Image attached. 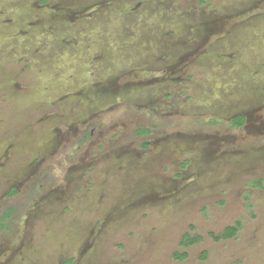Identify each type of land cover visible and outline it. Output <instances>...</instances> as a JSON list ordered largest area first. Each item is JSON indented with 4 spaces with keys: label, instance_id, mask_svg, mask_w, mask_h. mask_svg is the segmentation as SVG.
Masks as SVG:
<instances>
[{
    "label": "rangeland",
    "instance_id": "obj_1",
    "mask_svg": "<svg viewBox=\"0 0 264 264\" xmlns=\"http://www.w3.org/2000/svg\"><path fill=\"white\" fill-rule=\"evenodd\" d=\"M257 180L264 0H0V264H264Z\"/></svg>",
    "mask_w": 264,
    "mask_h": 264
},
{
    "label": "flooded vegetation",
    "instance_id": "obj_2",
    "mask_svg": "<svg viewBox=\"0 0 264 264\" xmlns=\"http://www.w3.org/2000/svg\"><path fill=\"white\" fill-rule=\"evenodd\" d=\"M201 28V27H200ZM225 76H226V73L224 74ZM223 81H225L224 80V78H223ZM235 90V89H234ZM238 89H236L235 91H237ZM136 106L137 107H140L138 104H136ZM154 111L155 110H150V113H154ZM238 117H244V122L242 123V124H236V123H234V121L238 118ZM212 119H214L215 121H213V122H211V124H213V125H216V124H219V123H226L225 121H224V119L222 120V119H220V118H216V117H214V118H212ZM212 121V120H211ZM226 121H228V124H230L232 127H234V128H237V129H242L245 125H246V123H247V121H248V115L246 114V113H242V112H238V111H234L230 116H228V118H227V120ZM199 124H203V122L201 121V122H199ZM157 128V126L155 125V123H152V125L151 126H149V125H142V126H138L136 129H135V136H134V138H144L145 139V141H143V143H142V145H141V151H145V150H148V148L152 145V143H151V140L150 139H152L153 138V129H156ZM145 130V131H144ZM93 128H90V129H86L83 133H82V135H81V137H80V140H78L77 142H75L74 144H72L71 145V147L69 148V150H68V152L70 153V154H72L74 151H76V145H77V147H79L80 145V143H81V141H84V140H86V139H88V138H91L92 137V134H93ZM165 137L166 136H163L161 139V142H165L166 141V139H165ZM257 153V152H256ZM127 155H129L128 157H135V155L134 154H132V153H128ZM146 156V155H145ZM145 156H143V157H145ZM109 160V159H108ZM253 160V159H252ZM188 162H190V159H187V160H185V163H188ZM185 163H184V165H185ZM183 175V174H182ZM257 187H264V184H263V182H262V186L261 185H256ZM13 188H16L15 186H13L12 188H11V190L13 189ZM17 190H18V188H16ZM17 193H18V191H17ZM33 205V204H32ZM37 205V204H36ZM36 205H34V206H36ZM34 206L32 207V208H34ZM83 250V249H82ZM82 254H84V253H82ZM75 257H73L72 258V262H71V264H73V262H75V261H77L78 259L79 260H81L82 258H84L83 256H79V254L77 255H74ZM78 256V257H77ZM68 260V259H67ZM84 260H85V258H84ZM66 260H63V262H62V264L65 262Z\"/></svg>",
    "mask_w": 264,
    "mask_h": 264
},
{
    "label": "trees",
    "instance_id": "obj_3",
    "mask_svg": "<svg viewBox=\"0 0 264 264\" xmlns=\"http://www.w3.org/2000/svg\"><path fill=\"white\" fill-rule=\"evenodd\" d=\"M243 122H244V117H238L234 121V123L239 124V125L242 124ZM254 184L262 186V180H257V181H255ZM17 191L18 190L16 188H13L11 190L10 194H12V195L16 194ZM4 217H5L4 220H8L9 218L12 217V215L10 213H6V215ZM4 220L2 222V225L5 227L6 226V222ZM240 224H241L240 222H237L236 225H231V226L226 227L224 232L221 234V238H226L227 239V238L233 237L238 232ZM202 238L203 237L200 234L192 235L191 233H186L183 236V239H182L181 243H182V245L184 247H190V246L200 242L202 240ZM175 255L178 256L179 258L183 259V258L188 256V252H186V251L177 252ZM206 256H207V252L205 251L204 254H203V257H206ZM71 262H72V259H68L63 264H71Z\"/></svg>",
    "mask_w": 264,
    "mask_h": 264
}]
</instances>
